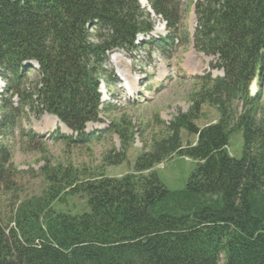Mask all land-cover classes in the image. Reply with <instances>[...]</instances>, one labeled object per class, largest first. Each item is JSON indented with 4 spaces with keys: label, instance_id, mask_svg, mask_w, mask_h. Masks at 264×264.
Wrapping results in <instances>:
<instances>
[{
    "label": "trees",
    "instance_id": "trees-1",
    "mask_svg": "<svg viewBox=\"0 0 264 264\" xmlns=\"http://www.w3.org/2000/svg\"><path fill=\"white\" fill-rule=\"evenodd\" d=\"M148 2L169 31L149 43L170 55L188 42L183 1ZM196 15L195 48L214 56L211 66L224 76L195 78L190 110L164 125L166 135L142 150L130 173L81 180L70 167H43L44 192L23 200L13 194L7 225L0 210V264H264V0H198ZM153 28L139 0H0V75H11L12 95L37 114L56 115L80 133L66 140L87 143L95 137L84 132L87 123L101 121L109 53L139 47L138 34ZM29 60L40 64L36 99L21 88ZM204 103L220 116L201 128ZM2 109L5 120L22 111L11 96ZM110 129L121 149L104 164L118 165L127 158L132 123ZM183 129L197 141L185 144ZM236 130L243 132L242 158L228 149ZM176 155L198 162L181 190L169 189L154 170ZM16 174L12 151L1 146L0 193L17 191ZM64 194L86 196L89 210H56Z\"/></svg>",
    "mask_w": 264,
    "mask_h": 264
},
{
    "label": "rangeland",
    "instance_id": "rangeland-1",
    "mask_svg": "<svg viewBox=\"0 0 264 264\" xmlns=\"http://www.w3.org/2000/svg\"><path fill=\"white\" fill-rule=\"evenodd\" d=\"M182 1L183 28L189 38L186 44L173 49L169 56L161 51L152 50L151 45L143 42L138 48L116 49L109 54V65L106 66L109 71L101 82L105 100V107L101 112L103 122L97 123V125L104 123L105 127L98 129L99 132L92 141L70 143L61 137V133L72 135L71 131L65 129V132L58 119L53 118L55 116L37 114L32 108V103L22 101L19 96L11 99L15 106L22 108V111L12 120H5V111H2L0 147L10 148L17 169L15 175L17 187L14 189L17 191L0 193V210L5 219L4 225L8 224V217L16 204V201L12 200L13 194L19 195L20 200H23L41 195L47 188L48 182L41 170L47 165L77 170L81 180L100 173L111 178L130 173L141 151L148 150L155 139L166 135L164 125L175 115L190 110L193 95L199 90L195 78L208 71H212L213 75L221 74L219 69L211 67L214 56L197 51L193 45L192 35L197 26L195 14L197 0ZM152 19L155 24L152 36L166 34L167 29L165 31L159 29L164 24L161 17L154 16ZM38 79L37 71L28 72L21 88L28 93L34 92V85ZM0 83L8 84L7 80ZM126 85L132 89L127 90ZM8 95L11 96L10 93L7 97ZM218 119V110L204 103L196 123L202 128L216 123ZM122 121H130L133 130V140L127 150V158L118 165H105V156L121 149L118 135L110 128L112 122ZM47 128L48 130H45ZM91 129L89 125L86 131ZM23 131L41 134L40 138L43 139L37 137L29 139L30 136H24ZM182 137L185 144L194 143L197 139L194 134L184 129ZM243 148V132L236 130L230 136L229 152L236 158H242ZM197 163L193 158L176 155L156 165L154 170L169 189L181 190L186 187ZM63 196L64 200L56 203V210L72 214L89 210L86 196L82 194Z\"/></svg>",
    "mask_w": 264,
    "mask_h": 264
},
{
    "label": "bare ground",
    "instance_id": "bare-ground-1",
    "mask_svg": "<svg viewBox=\"0 0 264 264\" xmlns=\"http://www.w3.org/2000/svg\"><path fill=\"white\" fill-rule=\"evenodd\" d=\"M126 86H127V85H126ZM127 88H128V89H132V88H131V87H129V86H127ZM53 118H54L55 120H57V118H56V117H53ZM61 124H62V123H61ZM62 126H63V128H64V129H67V130H68V128H67L65 125H63V124H62ZM46 127H48V126H46ZM45 130H48V128H47V129H45Z\"/></svg>",
    "mask_w": 264,
    "mask_h": 264
}]
</instances>
